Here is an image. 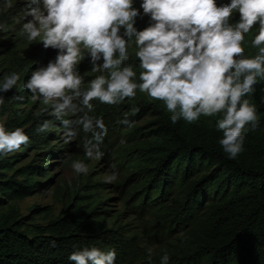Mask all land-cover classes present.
<instances>
[{
	"label": "trees",
	"instance_id": "obj_1",
	"mask_svg": "<svg viewBox=\"0 0 264 264\" xmlns=\"http://www.w3.org/2000/svg\"><path fill=\"white\" fill-rule=\"evenodd\" d=\"M17 1L8 0L10 7ZM229 2L217 1L218 5ZM8 17H2L5 44L19 35L12 37L9 28L13 20ZM238 19L236 13L232 22ZM257 32L258 27H254L245 36L246 57L258 53L251 44ZM135 51L136 47L129 51L127 63L133 65L139 82L141 69ZM27 79L25 74L22 84ZM254 89L245 99L255 106L259 123L255 130L251 125L246 127L244 150L235 159L229 158L219 144L222 133L216 130V121L222 114L172 124L162 101L137 90L134 99H127L111 112L125 108L124 115L112 116V131L120 138L119 144L131 145L130 156L116 172L113 185L135 215L140 232L129 234L130 229L122 226L86 222L80 215L93 212L97 205L80 212L81 204L69 215L43 225L25 222L26 227L20 229L13 226L18 216L9 206L0 213V264H75L70 255L85 248L104 253L114 250L115 264H162L165 252L168 264H264V79L257 78ZM25 115L31 124L23 130L31 143L45 141L41 134H49L39 132L35 122L48 118L58 121L52 114ZM11 124H17L15 119ZM27 149L28 143L10 157L17 159ZM58 152L48 146L39 154ZM6 158L0 156V167L11 162ZM36 158L16 169L23 175L20 180L12 175L0 180L11 188L9 194L49 185L51 177L45 167L51 163L47 159L37 158L48 162L37 169L44 177L37 179L36 172H30ZM3 188L0 186V192ZM93 188L96 196L104 182L95 180ZM2 201L0 197V204Z\"/></svg>",
	"mask_w": 264,
	"mask_h": 264
},
{
	"label": "clouds",
	"instance_id": "obj_2",
	"mask_svg": "<svg viewBox=\"0 0 264 264\" xmlns=\"http://www.w3.org/2000/svg\"><path fill=\"white\" fill-rule=\"evenodd\" d=\"M27 7L22 26L27 40L39 38L44 49L57 50V55L46 66L35 68L23 87L34 99L52 106V115L61 120L68 139L77 136L80 128L91 134L83 145L88 159L103 156L98 145L108 134L103 119L89 115L92 101L118 105L134 99L137 90L162 101L172 124L222 114L216 121L221 148L231 159L244 150L246 127L255 130L259 123L255 106L245 97L254 92L257 78L264 79V0L219 5L217 0H142L139 9L134 0H29ZM140 9L150 20L142 30L135 26L137 17L142 18ZM236 13L239 19L233 23ZM254 27L258 32L251 44L258 53L246 57L243 43ZM130 42L135 44L141 69L139 82L133 65L127 63ZM85 52L91 70L102 74L82 89L78 65ZM19 80L17 72L5 75L0 94L12 91ZM69 113L82 115L64 119ZM50 126L45 120L38 131L46 132ZM29 139L22 128L8 131L0 123V154L18 151ZM71 167L77 174L88 171L83 161H73ZM116 179L112 172L105 182ZM69 259L75 264H115L116 252L85 248ZM161 261L168 264L166 252Z\"/></svg>",
	"mask_w": 264,
	"mask_h": 264
},
{
	"label": "rangeland",
	"instance_id": "obj_3",
	"mask_svg": "<svg viewBox=\"0 0 264 264\" xmlns=\"http://www.w3.org/2000/svg\"><path fill=\"white\" fill-rule=\"evenodd\" d=\"M217 1L223 2V0ZM28 3L29 0H18L13 5L14 7H10L8 0H0V83L3 82L5 75L12 72L20 74V80L12 91L0 94L4 95V104L0 105V123H3L8 131L15 130L17 127L22 129L29 127L31 121L26 119V113L29 118L34 114L41 113L44 116L52 114V106L45 105L42 99H34L32 94L22 84L25 74H28L29 78L35 68L46 66L49 62L48 60H52L57 55V50L44 49L39 38L36 41H28L23 33L22 26L26 22ZM141 3L142 0H134V7L139 9ZM140 11L142 14V9ZM5 15L10 16L8 18L13 20V24L9 28L12 37H16V33H19L15 40H10L12 41L10 44H5L7 40L2 39L1 31L4 28L2 17ZM28 19H31V17H28ZM149 22V17L142 14V18L137 17L135 26L138 30H142L148 26ZM121 34H123V30H121ZM134 48V42H130L129 51L134 50ZM84 55L85 59L78 65V71L84 80L81 87L82 89H87L89 81L102 73L93 72L86 58V52ZM40 60L46 63L43 64ZM103 74L107 75V73ZM19 91L21 94H17ZM124 102H127V99L118 105L101 104L98 100L92 101L94 110L89 115L94 118H102L108 128L107 136L98 145L99 150L103 153L100 159H88L84 154L83 145L86 139L92 138L90 133L86 134L80 128L77 136L68 139L65 135L67 129L63 126L61 120L56 118L58 121L55 122L51 121V118L47 119V121L51 122V126L48 130L49 134H41L45 141L37 139V143L29 142L28 149L23 150V154L19 158L10 157L12 153L6 156L0 154V156L7 157L6 160L11 161L7 167H0V180L10 175L15 180H20L23 175L16 169L20 165L28 163L32 157L45 158L51 163L45 167L48 177H51L47 187H35L28 192H22V190L17 189L9 194L8 191L11 188L0 182V186H4L0 192V197L3 199L0 204V213L6 212L8 207L12 206L18 216L16 219L17 223L13 225L14 227L25 228V222L46 224L49 220L58 216L73 213L74 208L81 204L80 212H86L92 206L97 205L93 212L80 215L86 222L94 221L99 225L122 226L124 230L130 229V231H127L129 234L140 232V225L135 215L130 212L126 202L121 199L120 194L115 190L113 182H105L109 174L119 172L130 156L128 150L131 145L119 144L120 138L115 137V133L112 131V116L119 113L124 115L126 111H124V107L123 109L121 107L116 113L111 112V110L120 108ZM80 115L82 114L71 113L65 116L64 119H78ZM13 119H15L17 124H11ZM41 119L44 120V118ZM43 122L37 121L35 126L38 128ZM93 143L96 142L93 141ZM48 146L57 148L58 154H39ZM37 158L32 160L34 168L30 172H36V178L41 179L44 176L38 175L37 169L48 162ZM73 161H83L87 165V173H75L71 167ZM48 177L44 179L46 180ZM95 180L104 182L103 190L98 192L96 196L92 193L95 192L93 188ZM97 201H101V203H97Z\"/></svg>",
	"mask_w": 264,
	"mask_h": 264
}]
</instances>
